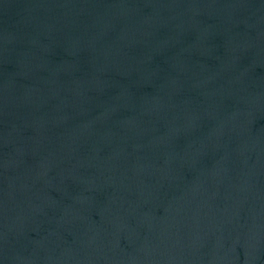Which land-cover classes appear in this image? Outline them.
Instances as JSON below:
<instances>
[{"label":"water","instance_id":"water-1","mask_svg":"<svg viewBox=\"0 0 264 264\" xmlns=\"http://www.w3.org/2000/svg\"><path fill=\"white\" fill-rule=\"evenodd\" d=\"M0 264H264V0H0Z\"/></svg>","mask_w":264,"mask_h":264}]
</instances>
